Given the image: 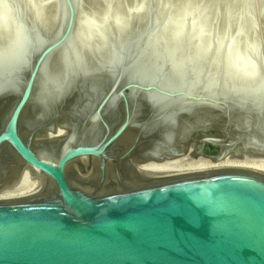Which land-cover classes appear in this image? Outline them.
<instances>
[{
    "label": "water",
    "instance_id": "obj_1",
    "mask_svg": "<svg viewBox=\"0 0 264 264\" xmlns=\"http://www.w3.org/2000/svg\"><path fill=\"white\" fill-rule=\"evenodd\" d=\"M8 2L36 45L15 89L0 94V188L26 165L42 178L31 193L0 197V264H264V172L216 166L155 175L131 165L191 150L264 154V106L255 103L264 100V0L251 9L242 0ZM248 22L258 39L253 78L227 59ZM205 30L212 49L199 79L183 87L161 55L191 53ZM69 47L82 50L85 70L45 107L39 84L62 71ZM161 84L173 99L163 114L150 95Z\"/></svg>",
    "mask_w": 264,
    "mask_h": 264
},
{
    "label": "clouds",
    "instance_id": "obj_2",
    "mask_svg": "<svg viewBox=\"0 0 264 264\" xmlns=\"http://www.w3.org/2000/svg\"><path fill=\"white\" fill-rule=\"evenodd\" d=\"M204 36H208L209 40L206 41ZM210 37L211 34L205 30L200 42L191 53L180 48L174 54L161 55L170 67L171 73L180 79L183 87H190L193 83L189 79L190 76L195 74L199 79L197 66L206 60L212 49ZM92 38L91 34L84 37L85 47L88 46L86 42ZM219 43L222 47L223 40L221 39ZM35 45L36 37L23 15L8 0H0V94L15 89L21 74L31 63ZM227 59L231 64L234 60L239 61L240 58L230 52ZM118 63V58L114 57L109 60L108 66L114 70ZM62 65V71L46 73L39 84L37 101L45 107L60 101L68 91L70 78L78 76L85 70L82 50L69 47L63 54ZM247 74L253 78L256 72L250 69ZM205 87L209 90L216 87L212 76L208 77ZM150 95L153 106L158 108L161 114L173 102L172 95L164 84ZM255 103L257 106H264V100H257ZM161 118L166 122L174 120L171 115H162Z\"/></svg>",
    "mask_w": 264,
    "mask_h": 264
},
{
    "label": "bare ground",
    "instance_id": "obj_3",
    "mask_svg": "<svg viewBox=\"0 0 264 264\" xmlns=\"http://www.w3.org/2000/svg\"><path fill=\"white\" fill-rule=\"evenodd\" d=\"M242 1L248 4V7L251 9L252 0ZM248 26L249 22L243 25V28L239 29L238 33L234 34L235 39L231 41L229 46V53H234L240 58L239 61H242V63L246 65V71H249L248 60L250 59L251 63L253 59V54H251V52H254L258 47V39L254 33H251V30L249 32ZM244 34H247L250 37L247 36L244 39L242 37ZM65 132L66 131L63 129H58L56 134L64 135ZM47 134L48 136H53V133L51 132H48ZM235 152L236 153H232L224 158H210L193 156L191 150V153L182 157L166 159L163 161H147L144 163L132 162L131 165L141 172L155 175L171 174L216 166L250 167L264 172V154L246 152L240 150V148ZM78 163L82 166H87L90 163V160L87 158H81ZM41 178V172L37 168L31 165H26L23 172L16 180L6 183L0 188V197L18 196L31 193L37 190Z\"/></svg>",
    "mask_w": 264,
    "mask_h": 264
}]
</instances>
